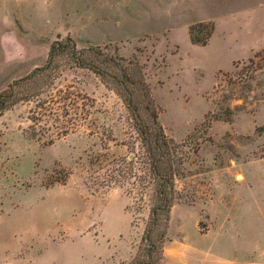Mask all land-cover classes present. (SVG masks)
Masks as SVG:
<instances>
[{
  "label": "rangeland",
  "instance_id": "obj_1",
  "mask_svg": "<svg viewBox=\"0 0 264 264\" xmlns=\"http://www.w3.org/2000/svg\"><path fill=\"white\" fill-rule=\"evenodd\" d=\"M67 38L143 107L142 79L178 144L152 264H204L254 231L264 257V0H0V93L18 96L0 113V264H128L143 246L154 181L116 85L66 53L33 72Z\"/></svg>",
  "mask_w": 264,
  "mask_h": 264
},
{
  "label": "trees",
  "instance_id": "obj_2",
  "mask_svg": "<svg viewBox=\"0 0 264 264\" xmlns=\"http://www.w3.org/2000/svg\"><path fill=\"white\" fill-rule=\"evenodd\" d=\"M205 28H207L206 31L204 30ZM195 30L201 32L204 30L205 33L202 37H199L194 34ZM211 30L212 25L210 24L197 23V25L190 26L189 33L191 41L202 45L205 44ZM83 52L92 54L96 51L90 47L85 50H80L76 48L74 42L70 38L57 40L49 49L46 64L42 67L35 68L33 72L44 71L52 64V62L55 64L56 58L63 55V53H66L74 62L75 66L89 68L98 74L103 81L106 80V78H110L114 85H116V91L120 94L124 104L133 116L134 125L140 136L141 143L144 146L149 170L154 181L153 201L150 206L149 217L141 238L143 246H140L133 261L128 264H152L160 258L162 254V246L166 239V229L170 218V208L176 199L173 178L176 174L175 170L180 164H182V158L177 154L179 151L178 144L165 135L162 126L158 123L157 108L149 97V92L146 89L147 87L144 83L142 84V79L137 83H141L143 94L147 97L143 107L133 98V91L129 90L127 86L128 84H132L133 86L135 84L133 80H129L127 75L123 73L120 75L110 74L108 71L99 68L93 62V59L90 58V55L88 54V57H85ZM254 58L261 59L262 57L260 53L257 52L254 54ZM254 58L249 59L251 66L253 64H256L257 66V62ZM34 73L28 75L26 79L33 76ZM23 80L24 79L19 81L21 82ZM19 81L16 82V84L19 83ZM17 99L18 96H16L10 88L7 91L1 92L0 113L8 106L14 104ZM40 108L43 110L47 109V107L43 105H41ZM141 110L147 113L145 118L141 116ZM43 113L44 112H41L39 115L41 116ZM53 114L57 113L54 112ZM258 130L264 132V125L259 126ZM66 131L65 128H61L57 131V134H64Z\"/></svg>",
  "mask_w": 264,
  "mask_h": 264
},
{
  "label": "crops",
  "instance_id": "obj_3",
  "mask_svg": "<svg viewBox=\"0 0 264 264\" xmlns=\"http://www.w3.org/2000/svg\"><path fill=\"white\" fill-rule=\"evenodd\" d=\"M209 235L208 232H204V239L210 237ZM257 236L254 231L252 235L254 241L242 245L240 243L241 235H236L237 240H233V242H221L226 237V234H222L216 241L221 242L220 253L217 252V255H213L211 251L204 248V264H264V257L258 256L257 240H255Z\"/></svg>",
  "mask_w": 264,
  "mask_h": 264
}]
</instances>
